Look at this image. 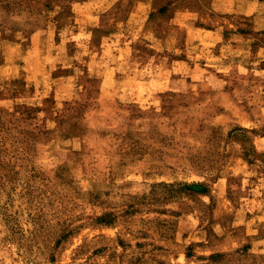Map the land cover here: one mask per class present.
Masks as SVG:
<instances>
[{
    "label": "rangeland",
    "instance_id": "1",
    "mask_svg": "<svg viewBox=\"0 0 264 264\" xmlns=\"http://www.w3.org/2000/svg\"><path fill=\"white\" fill-rule=\"evenodd\" d=\"M0 264H264V0H0Z\"/></svg>",
    "mask_w": 264,
    "mask_h": 264
}]
</instances>
